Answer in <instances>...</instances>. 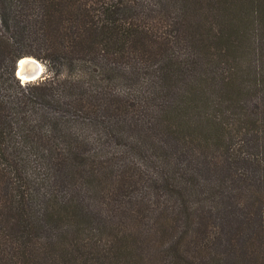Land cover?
I'll use <instances>...</instances> for the list:
<instances>
[{
    "label": "trees",
    "instance_id": "obj_1",
    "mask_svg": "<svg viewBox=\"0 0 264 264\" xmlns=\"http://www.w3.org/2000/svg\"><path fill=\"white\" fill-rule=\"evenodd\" d=\"M0 264H264V0H0Z\"/></svg>",
    "mask_w": 264,
    "mask_h": 264
},
{
    "label": "water",
    "instance_id": "obj_2",
    "mask_svg": "<svg viewBox=\"0 0 264 264\" xmlns=\"http://www.w3.org/2000/svg\"><path fill=\"white\" fill-rule=\"evenodd\" d=\"M26 57L27 59H25L24 61L20 62V59ZM29 57L34 58L32 56H23L20 57L15 64V75L17 78H19L21 80V82L24 81H32L35 80L37 78H39L41 76L42 71H38V67L36 64H34L33 61H31L30 59H28ZM37 60V59H36ZM38 61V60H37ZM20 76H23L25 78L28 79H22Z\"/></svg>",
    "mask_w": 264,
    "mask_h": 264
},
{
    "label": "bare ground",
    "instance_id": "obj_3",
    "mask_svg": "<svg viewBox=\"0 0 264 264\" xmlns=\"http://www.w3.org/2000/svg\"><path fill=\"white\" fill-rule=\"evenodd\" d=\"M25 59H27V58L24 57V58L20 59V62L24 61ZM28 59H30L31 61L34 62V64L37 65V67H38V71H39V72L43 70V66H42V64H41L39 61H37L36 59L31 58V57H29ZM20 77H21L23 80H24V79H28V78H25V77H23V76H20Z\"/></svg>",
    "mask_w": 264,
    "mask_h": 264
},
{
    "label": "rangeland",
    "instance_id": "obj_4",
    "mask_svg": "<svg viewBox=\"0 0 264 264\" xmlns=\"http://www.w3.org/2000/svg\"><path fill=\"white\" fill-rule=\"evenodd\" d=\"M32 57H34V56H32ZM34 59H37L36 57H34ZM41 64H42V66H43V71H42V73H41V76L39 77V78H43V76H45V75H47L48 74V71H47V66H46V64H45V62L44 61H42V60H40V59H37ZM38 79V78H37ZM21 81V80H20ZM24 82H26V81H24Z\"/></svg>",
    "mask_w": 264,
    "mask_h": 264
}]
</instances>
